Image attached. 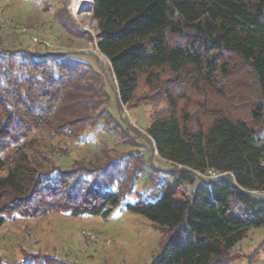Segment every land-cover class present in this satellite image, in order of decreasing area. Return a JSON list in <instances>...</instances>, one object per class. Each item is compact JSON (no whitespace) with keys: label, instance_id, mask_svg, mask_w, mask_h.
I'll return each instance as SVG.
<instances>
[{"label":"trees","instance_id":"trees-1","mask_svg":"<svg viewBox=\"0 0 264 264\" xmlns=\"http://www.w3.org/2000/svg\"><path fill=\"white\" fill-rule=\"evenodd\" d=\"M93 3L97 49L110 63L117 103L131 108L142 84L156 92L150 102L168 103L144 138L170 170L160 178L165 172L150 165L151 187L125 205L170 233L151 264L237 263L238 244L264 227V0ZM87 83L61 54L0 52V228L52 214L109 218L133 192L147 165L142 154L62 169L38 151L43 133L79 142L101 120L119 128ZM170 84L231 103L193 130ZM12 264L76 263L28 254Z\"/></svg>","mask_w":264,"mask_h":264},{"label":"rangeland","instance_id":"rangeland-1","mask_svg":"<svg viewBox=\"0 0 264 264\" xmlns=\"http://www.w3.org/2000/svg\"><path fill=\"white\" fill-rule=\"evenodd\" d=\"M73 2L0 0V52L23 49L35 54L63 55L81 83L89 82L90 89L100 90L106 102L103 106L119 128L115 130L106 120H101L85 140L79 142L43 133L36 137L38 151L48 155L62 169H71L76 164L96 166L116 156L130 157L129 154H135L134 160L142 154L147 165L139 174L133 192L125 195L109 218L52 214L44 220L17 218L7 222L0 228V264H12L28 254H44L76 264H151L166 245L170 233L145 217L129 212L125 205L135 203L138 194L151 187L150 165L165 172L160 178L170 170L144 138L153 118L166 112L168 103L165 98L150 102L158 97L154 89L143 84L131 108L117 103L110 63L97 49L98 26L92 18L94 3L75 13ZM166 88L184 97L179 100V111L181 116L188 114L193 130L224 113L227 103H231V97L224 100L205 88H182L173 84ZM258 248L251 261L248 257ZM236 251L244 257L235 264H264V227L249 231Z\"/></svg>","mask_w":264,"mask_h":264},{"label":"bare ground","instance_id":"bare-ground-1","mask_svg":"<svg viewBox=\"0 0 264 264\" xmlns=\"http://www.w3.org/2000/svg\"><path fill=\"white\" fill-rule=\"evenodd\" d=\"M93 4V0H74L72 8L75 13L80 12L88 7H91Z\"/></svg>","mask_w":264,"mask_h":264},{"label":"built area","instance_id":"built-area-1","mask_svg":"<svg viewBox=\"0 0 264 264\" xmlns=\"http://www.w3.org/2000/svg\"><path fill=\"white\" fill-rule=\"evenodd\" d=\"M34 41H35L36 43H39L37 39H34ZM46 44H47V46H50L48 43H46ZM212 177H214V176H212Z\"/></svg>","mask_w":264,"mask_h":264}]
</instances>
